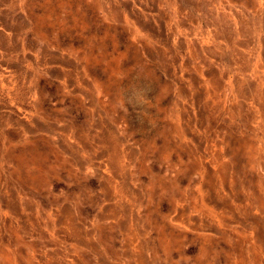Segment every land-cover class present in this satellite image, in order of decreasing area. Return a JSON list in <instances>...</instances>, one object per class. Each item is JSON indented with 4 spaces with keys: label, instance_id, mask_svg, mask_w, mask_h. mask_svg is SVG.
I'll return each mask as SVG.
<instances>
[{
    "label": "rangeland",
    "instance_id": "obj_1",
    "mask_svg": "<svg viewBox=\"0 0 264 264\" xmlns=\"http://www.w3.org/2000/svg\"><path fill=\"white\" fill-rule=\"evenodd\" d=\"M0 264H264V0H0Z\"/></svg>",
    "mask_w": 264,
    "mask_h": 264
}]
</instances>
